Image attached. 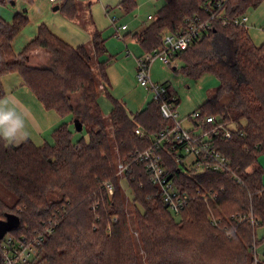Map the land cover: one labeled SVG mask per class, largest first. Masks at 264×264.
Here are the masks:
<instances>
[{
	"label": "trees",
	"instance_id": "trees-1",
	"mask_svg": "<svg viewBox=\"0 0 264 264\" xmlns=\"http://www.w3.org/2000/svg\"><path fill=\"white\" fill-rule=\"evenodd\" d=\"M19 1L34 2L0 4ZM263 2L165 0L148 27L133 35L145 54H152L163 48L166 35L184 32L189 21L215 16L212 28L172 59L179 62L184 77H217L215 94L198 110L201 117L222 119L202 132L230 160L231 172H183L164 151L181 190L218 193L208 201L196 196L176 217L163 204L147 168L131 159L169 122L154 101L134 113L110 95V63L96 62L108 53L100 31L92 33L93 48L74 47L41 24L17 52L14 42L29 23L28 10L17 13L12 23L0 16V100L6 96L3 77L18 73L44 108L80 123L82 131L75 130L83 135L75 140L70 124L63 123L54 130L53 143L0 141V184L16 197L14 205L0 199V222L8 216L18 222L5 234H33L56 218L59 226L47 235L38 264H264L257 253L264 242V236L258 238V230H264V45L254 44L246 24L234 23ZM57 5L67 19L79 14L77 0H60ZM119 5L126 15L138 7L137 0ZM41 50L48 55L34 65L31 57ZM102 88L112 98L108 116L99 104ZM137 129L146 133L144 138ZM225 129L232 131L231 139L225 138ZM118 160L129 163L125 177L131 201L117 174Z\"/></svg>",
	"mask_w": 264,
	"mask_h": 264
},
{
	"label": "built area",
	"instance_id": "built-area-1",
	"mask_svg": "<svg viewBox=\"0 0 264 264\" xmlns=\"http://www.w3.org/2000/svg\"><path fill=\"white\" fill-rule=\"evenodd\" d=\"M58 0H50L51 3ZM153 19L152 16H149ZM220 18V17H219ZM114 25L117 22L116 18H112ZM215 19L203 20L197 17L189 21L184 32L179 34H168L164 38L163 48L156 49L152 54H145L136 59L137 62V81L140 87L147 90L152 101L159 104L162 118L169 122L163 130L156 134L150 135V144L145 150H137L131 156L133 162L143 164L147 168L152 184L160 190V196L167 210L175 217L179 216L189 203L197 196L203 201L217 199L218 193L207 192L197 193V195L181 190L174 181V176L170 172L165 161L163 152L169 151L179 169L183 172L193 170L196 173L203 172H231V162L218 149L215 148L208 134H197L192 130H186L176 113L178 97L171 93L168 84L156 83L151 76V68L157 60L171 66L175 61L172 57L176 53L185 51L194 42L199 40L212 28V21ZM249 18L247 15L236 19L234 23L242 26L247 24ZM224 24L227 22L224 20ZM128 26H116V34L118 37H123V32ZM264 29V27L262 28ZM197 127L201 129L208 125H215L217 121L222 119L214 116L201 117L199 110L189 115ZM225 138L231 139L232 131L225 129ZM217 131L214 132L216 135ZM136 134L144 138L146 133L141 129L136 130ZM191 159V160H189ZM189 160V161H188ZM129 172V163L119 161L117 174L122 179L126 180L125 175ZM240 181V180H239ZM108 192L112 195L113 186L107 184ZM221 191L225 188L221 187ZM213 224L218 225V221L213 219ZM59 226L56 218L50 219L43 225L42 230H36L33 234H14L7 233L0 240V253L3 258V264H38L40 258V248L45 243L47 235L53 233Z\"/></svg>",
	"mask_w": 264,
	"mask_h": 264
},
{
	"label": "rangeland",
	"instance_id": "rangeland-1",
	"mask_svg": "<svg viewBox=\"0 0 264 264\" xmlns=\"http://www.w3.org/2000/svg\"><path fill=\"white\" fill-rule=\"evenodd\" d=\"M137 1L139 2L141 0ZM163 1H155L157 11L162 7ZM26 10H28L29 23L16 38L14 44L16 51L23 49L27 42L35 37L41 24H46L47 26L49 24L53 25L59 18H65L61 11H54V6L50 4L49 0H34L32 5L27 3L25 4L21 1L17 2L16 5L11 4L3 6L0 4V16L9 23H12V20L17 13H24ZM136 15H138V17H136ZM246 15L249 18V22L246 26L254 44L264 45V29H262L264 27V2L256 9H250ZM100 16L101 18L98 21V24L101 26L104 38L107 39V48H109V56L107 57H113V59L109 61V77L112 87L106 86V88L109 92H111L110 95H112L113 98L123 101L129 112L131 111L136 113L141 108L146 106V102L149 100L148 96L150 95L147 90L140 87L137 81V62L135 56H137L136 54L138 53H141L142 56L145 52L143 47H140L136 41H133V35L137 30H139L142 21L145 20L148 24L150 23V20H147L146 13H139L136 10L128 13L127 15L123 13L122 15L117 14L118 18H115L118 22L115 25L111 23L110 19L106 18L104 13H100ZM123 25L130 28L129 34H124L123 37H118L116 34V26L121 27ZM44 58L41 55H35L31 57V62L34 65H40L44 62ZM179 67V62H175L171 64V66H168L162 61L157 60L151 68V75L153 76L155 82H167L171 93H174L178 97L180 103L177 106L176 113L178 114V118L182 126L186 130H192V132L200 134L202 133V129L197 126L195 127L194 121L189 118V115L215 94L219 81L217 77L212 74H206L200 78V80L195 81L181 75ZM100 92L99 104L102 106L104 113L108 114V112H111L113 107L112 98L107 92L103 93L102 89ZM2 100H6L10 107L14 106V103L9 97L3 98ZM35 100L36 99H33L34 106H26V108H28V110L38 112V108L39 110H42V108L38 101ZM21 114L25 117V121L27 122H25V131L28 136L31 135V137L36 139L35 143L37 145H43L44 142L53 143L54 138L51 135L52 131L63 123L70 124L72 131H74L75 140H78L83 136L80 132L75 130L77 128L76 123L71 117H60L58 121H61V123L53 127L50 135L44 134V136H39L37 127L33 122H31L30 117L24 113ZM30 125L34 128L35 132L30 130ZM37 137H39V139H37ZM119 161L120 160H118V164ZM261 161L264 165V156L261 157ZM121 184L125 191L128 192L131 201L133 195L128 189L127 181L125 179H121ZM0 199H4L9 205H14L16 203V197L1 184ZM135 235L137 236V234ZM263 236L264 230L259 229L258 238L262 239ZM257 253L261 259L264 257V242L258 247Z\"/></svg>",
	"mask_w": 264,
	"mask_h": 264
},
{
	"label": "crops",
	"instance_id": "crops-1",
	"mask_svg": "<svg viewBox=\"0 0 264 264\" xmlns=\"http://www.w3.org/2000/svg\"><path fill=\"white\" fill-rule=\"evenodd\" d=\"M59 1L60 0H58L57 2H54V3H51L49 0L50 4H52L53 6H56L59 3ZM122 1L123 0H88V1L77 0L78 6L80 7V11H79V14L76 16V18H74V19L59 18L55 24H53V25L49 24L48 27L50 28V30L52 31V33L54 35L56 34L57 36H59L61 39H63L69 45L77 47V46L87 44L90 48H93V43H92L93 42L92 41V35L93 34L92 33L94 32V30L100 31V33L103 35V38H104V34H103L102 29H101V26L98 24V21L101 18L100 13H104L106 18L110 19L111 23H113L112 18L117 17V14H121V15H122V13L125 14L119 5ZM155 1L157 2L159 0H149V1L148 0H141L139 2L137 1L138 7H137L136 11L139 13L143 12V14L146 13V18H147V20H150V22L152 19H150L149 16L153 17L155 12L157 11ZM165 4L166 3L164 0L162 7ZM136 17H138V15H136ZM117 22H118V20H117ZM117 22H116V24H117ZM149 24L150 23L147 24L145 20L142 21L139 30H137L135 32V34L143 31L145 28L148 27ZM113 25H114V23H113ZM129 29L130 28L128 27L127 30L124 31L122 34L123 35L129 34V31H130ZM104 39H105V46L107 48V39L106 38H104ZM30 40H32V39H30ZM133 41H136V40L133 38ZM14 44H15V42H14ZM14 49H15V46H14ZM21 50L17 51V52H21ZM107 50H108V53L103 55V56H100L99 59L96 60L97 63H99L101 61H107V60L110 61L111 59H113V57H111V58L107 57V56H109V48H107ZM15 51H16V49H15ZM128 52H129V50H128ZM145 53H144V55H145ZM43 54H45V55H43ZM35 55H41L44 58L45 56L47 57L48 54L45 51L41 50V51H38V52L33 54V56H35ZM136 55H137V56H135L136 59L143 56V55L141 56V53H138ZM175 62H178V61L175 60ZM109 68H110V64L107 68L108 77H109ZM2 80L4 83V89H5V93H6L5 98L9 97L10 100H12V102L14 103V106H12V107H14L19 113H24L25 115L30 117L31 122H33L37 127L39 136H44V134L50 135V132L52 131L53 127L61 123V121H58V119L60 118V115L54 111H48L46 108H44L41 105V103L38 101V99L36 98L35 94H33L29 88H27L26 86L23 85V80L21 79V77L18 73L6 75L3 77ZM157 82L162 83L159 81H157ZM163 83L168 84L167 82H163ZM110 87H112L111 80H110ZM102 92L103 93L106 92V89L102 88ZM148 94L150 96H148L149 100L147 99L148 101L146 102V106L148 103H150L152 101L151 94L149 92H148ZM33 99H36L38 101L42 110L41 109L39 110V108H38V112H34L33 110H28V108H26V106L27 107L34 106ZM224 99H225V102L227 103L228 96L227 95L224 96ZM121 102H123V101H121ZM179 103L180 102L178 99V104ZM144 104H145V102H144ZM145 107L141 108L139 111L144 110ZM112 109H113V107H112ZM197 110H195V111H197ZM139 111H137V112H139ZM36 114H38V115H36ZM109 114H110V112H108V114H105V116H108ZM31 127H30V130L34 131V128L33 127L31 128ZM195 127H196V124H195ZM56 129H54V130H56ZM54 130L52 131V134H53ZM37 139H39V137H37ZM26 140H32L34 142V144H36L35 143L36 139L31 137V135L30 136L27 135ZM37 146H42V145H37ZM261 163H262V161H261Z\"/></svg>",
	"mask_w": 264,
	"mask_h": 264
},
{
	"label": "clouds",
	"instance_id": "clouds-1",
	"mask_svg": "<svg viewBox=\"0 0 264 264\" xmlns=\"http://www.w3.org/2000/svg\"><path fill=\"white\" fill-rule=\"evenodd\" d=\"M25 117L6 100H0V141L6 145L19 144L27 139Z\"/></svg>",
	"mask_w": 264,
	"mask_h": 264
},
{
	"label": "water",
	"instance_id": "water-1",
	"mask_svg": "<svg viewBox=\"0 0 264 264\" xmlns=\"http://www.w3.org/2000/svg\"><path fill=\"white\" fill-rule=\"evenodd\" d=\"M60 7L58 5L54 6V11H58ZM76 127L79 131H82V125L76 122ZM18 222L15 218L8 216L7 220L0 222V240L3 239L5 233L11 228H17Z\"/></svg>",
	"mask_w": 264,
	"mask_h": 264
}]
</instances>
